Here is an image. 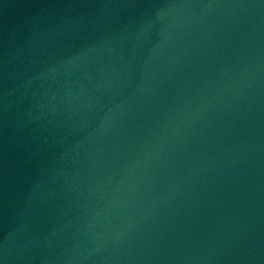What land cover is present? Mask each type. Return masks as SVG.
<instances>
[{
	"label": "water",
	"instance_id": "obj_1",
	"mask_svg": "<svg viewBox=\"0 0 264 264\" xmlns=\"http://www.w3.org/2000/svg\"><path fill=\"white\" fill-rule=\"evenodd\" d=\"M0 264H264V0H0Z\"/></svg>",
	"mask_w": 264,
	"mask_h": 264
}]
</instances>
